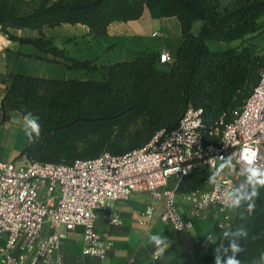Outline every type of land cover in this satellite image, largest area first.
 Masks as SVG:
<instances>
[{"label":"trees","instance_id":"1","mask_svg":"<svg viewBox=\"0 0 264 264\" xmlns=\"http://www.w3.org/2000/svg\"><path fill=\"white\" fill-rule=\"evenodd\" d=\"M25 0H0V32L10 39L32 43L51 53L69 69L93 70L91 59H78L46 38L45 29L65 23L83 24L95 37L108 33L114 21L140 18L149 8L154 17L177 16L183 42L175 61L160 68L156 51L108 64L101 78L42 77L22 73L3 77L2 120L12 111H31L39 117L42 134L22 151L42 162L72 163L108 151L124 154L146 145L162 129H175L189 105L204 108L208 123L224 116L233 120L259 80L264 68V0H40L25 7ZM201 21L198 33L194 23ZM14 30H36L38 35ZM238 44L213 49L208 41ZM58 57L63 58L59 60ZM210 172L201 168L184 176L179 192L207 187ZM243 226V264L259 261L264 251V188L251 215L244 208L225 229ZM255 236L256 239H252ZM227 240L217 236L203 254L186 264H214V250ZM260 264V262H259Z\"/></svg>","mask_w":264,"mask_h":264},{"label":"built area","instance_id":"2","mask_svg":"<svg viewBox=\"0 0 264 264\" xmlns=\"http://www.w3.org/2000/svg\"><path fill=\"white\" fill-rule=\"evenodd\" d=\"M175 59L170 50H164L157 62L168 66ZM246 149L256 151L257 162L264 165V68L231 121L221 116L208 123L203 107L189 105L175 129L159 130L146 145L124 154L105 151L72 163L28 157L22 163L0 160V264H66L61 241L76 228L82 229L84 254L105 255L112 242L96 229L97 213L136 192L164 198L160 219L178 231L205 219L212 207L229 221L222 193L244 179L240 171ZM229 154L234 157L233 168L225 171L219 186L186 192L191 213L183 217L177 202L182 178L201 168L210 172L219 156ZM171 179L176 185H169ZM154 213V206H148L139 221L148 223ZM111 222L120 224L122 219L113 213ZM210 235L215 234L210 231L199 241L200 249L211 246Z\"/></svg>","mask_w":264,"mask_h":264},{"label":"crops","instance_id":"3","mask_svg":"<svg viewBox=\"0 0 264 264\" xmlns=\"http://www.w3.org/2000/svg\"><path fill=\"white\" fill-rule=\"evenodd\" d=\"M201 26L194 23L193 30L198 33ZM88 32L89 28L87 27ZM155 31L163 32L154 36ZM17 34H21L14 30ZM90 40L88 51H82L75 46L73 54L64 47L65 53L78 59H91L97 64L93 70L73 69V76L68 78H97L83 77L84 74L97 72L103 75L108 72V64L118 60L130 59L143 52L156 51L158 54L170 50L175 56L183 42L182 26L177 16L154 17L149 8L138 19L128 21H114L108 27V33L95 37L88 34ZM214 41V42H213ZM217 40H209L213 49H218ZM82 42V41H80ZM225 42V41H218ZM228 43V42H226ZM238 44L237 41L228 43ZM230 46V45H229ZM228 46V47H229ZM227 48V47H226ZM224 49V48H223ZM49 53L39 49L32 43H22L10 39L0 32V160L22 163L27 159L22 151L28 140L21 131L23 114L14 110L7 120H2V98L6 92L7 83L3 77L8 74L22 73L42 77H57L59 69L67 68L59 62L47 60ZM166 68V66H159ZM169 185H176L174 179ZM177 202L183 217L188 218L191 207L186 193L177 194ZM164 198L157 199L151 192H136L126 200H118L109 210H100L95 220L96 229L105 240L111 241L112 246L103 256L87 255L83 253V233L81 228L69 231L61 241V252L66 264H161L145 246L148 233H161L171 241V246L165 254L163 264H186L195 259L198 253L207 250L198 247L199 241L210 231L216 236L222 234L233 221L236 211L229 210V221L225 220L224 213L212 207L207 216L196 221L192 228L176 230L173 226L160 219L164 207ZM154 206L155 213L148 223H141L143 212L148 206ZM113 213L118 214L122 222H111ZM207 264V263H202ZM264 264V261L260 262Z\"/></svg>","mask_w":264,"mask_h":264},{"label":"clouds","instance_id":"4","mask_svg":"<svg viewBox=\"0 0 264 264\" xmlns=\"http://www.w3.org/2000/svg\"><path fill=\"white\" fill-rule=\"evenodd\" d=\"M21 131L28 140L39 138L42 134L39 117L31 111H25L22 117ZM233 155L227 157L219 156V162L213 163L210 168V174L207 183L213 187L219 186L226 170L233 168ZM242 168L240 175L244 179L235 187L228 188L222 193L223 206L226 209L235 211L244 208L249 215L256 208V202L260 197V189L264 188V165L257 162V152L252 149H246L242 155ZM224 240H227V246L221 241L220 245L214 250V264H243L238 258L245 252V246L242 241L249 239V233L243 226L224 229L222 232ZM209 241L215 243V235L208 236ZM252 239H256L255 236ZM172 241L161 233H148L145 246L151 249L152 255L163 264L165 254L170 249ZM264 261V251L260 253L259 261L253 260L252 264H259Z\"/></svg>","mask_w":264,"mask_h":264},{"label":"rangeland","instance_id":"5","mask_svg":"<svg viewBox=\"0 0 264 264\" xmlns=\"http://www.w3.org/2000/svg\"><path fill=\"white\" fill-rule=\"evenodd\" d=\"M25 1H26L25 7H30L36 4L40 0H25ZM232 1L233 0H222V7H225L226 5L230 4ZM197 24L201 26V21H197ZM16 31L21 34L38 35V32L36 30H26V31L16 30ZM45 33H46V38L51 39L54 45H57L59 48L68 47L69 52L71 54H73V49L75 46L80 47L79 49L82 51H86V50L88 51L89 49L90 40L86 38V36L88 35V29L86 25L65 23L55 27L46 28ZM215 43L217 44L219 43L218 48L220 49L226 48L229 45L230 46L236 45L235 43L228 45V43L226 42H218V41H215ZM256 43L258 48L262 52L264 48V39L262 37H259L256 40ZM65 49L63 50L65 51ZM49 55H50L49 58H55L51 53H49ZM58 58L59 60H63V58L61 57ZM73 74H74L73 69L65 68V69H59V71H57V74L55 75H57L58 78H64L68 76H73ZM83 77L101 78L102 74L101 72L100 73L93 72V73H89L88 75L84 74ZM205 185L208 186L210 184L206 183Z\"/></svg>","mask_w":264,"mask_h":264}]
</instances>
